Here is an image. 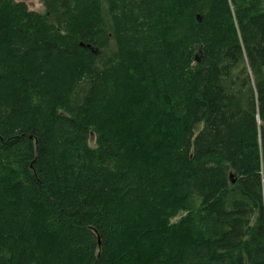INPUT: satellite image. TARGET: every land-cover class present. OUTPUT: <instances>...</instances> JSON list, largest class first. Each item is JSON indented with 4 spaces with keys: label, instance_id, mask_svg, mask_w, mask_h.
<instances>
[{
    "label": "trees",
    "instance_id": "obj_1",
    "mask_svg": "<svg viewBox=\"0 0 264 264\" xmlns=\"http://www.w3.org/2000/svg\"><path fill=\"white\" fill-rule=\"evenodd\" d=\"M42 4L0 0V264H264V0Z\"/></svg>",
    "mask_w": 264,
    "mask_h": 264
},
{
    "label": "rangeland",
    "instance_id": "obj_2",
    "mask_svg": "<svg viewBox=\"0 0 264 264\" xmlns=\"http://www.w3.org/2000/svg\"><path fill=\"white\" fill-rule=\"evenodd\" d=\"M15 1L16 2L25 3L30 11H33V12H36V13H39V14H43L44 13V7H43V4H42V0H15ZM89 145L91 147L94 146V142H93L92 138L89 141Z\"/></svg>",
    "mask_w": 264,
    "mask_h": 264
},
{
    "label": "bare ground",
    "instance_id": "obj_3",
    "mask_svg": "<svg viewBox=\"0 0 264 264\" xmlns=\"http://www.w3.org/2000/svg\"><path fill=\"white\" fill-rule=\"evenodd\" d=\"M93 130V129H92ZM197 212V211H196Z\"/></svg>",
    "mask_w": 264,
    "mask_h": 264
}]
</instances>
